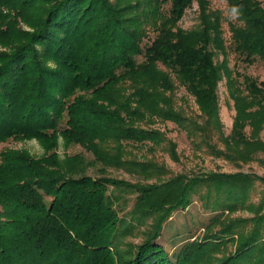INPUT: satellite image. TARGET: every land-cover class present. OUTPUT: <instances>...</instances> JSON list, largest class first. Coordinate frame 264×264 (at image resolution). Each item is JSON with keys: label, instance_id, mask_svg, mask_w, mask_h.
Returning <instances> with one entry per match:
<instances>
[{"label": "trees", "instance_id": "16d2710c", "mask_svg": "<svg viewBox=\"0 0 264 264\" xmlns=\"http://www.w3.org/2000/svg\"><path fill=\"white\" fill-rule=\"evenodd\" d=\"M195 1L199 25L184 29L179 21ZM225 1L244 11L243 25L228 21L229 38L227 18L209 0H0V146L35 138L45 148L40 157L0 148V264H264V175L167 177L164 163L129 151L165 147L179 161L177 143L148 126L160 120L228 161L264 154V80L236 68L264 65V4ZM222 80L236 110L230 134L220 117ZM177 86L195 98L196 117L176 106ZM60 137L92 159L61 157ZM126 194L136 195L129 219L120 216ZM195 194L213 216L201 237L169 256L158 240ZM238 210L252 215L234 217ZM141 226L140 243L123 240Z\"/></svg>", "mask_w": 264, "mask_h": 264}, {"label": "rangeland", "instance_id": "374dc122", "mask_svg": "<svg viewBox=\"0 0 264 264\" xmlns=\"http://www.w3.org/2000/svg\"><path fill=\"white\" fill-rule=\"evenodd\" d=\"M210 7L212 9L222 10L224 16L227 18V3L225 0H209ZM264 4V0H261ZM199 5L195 1L191 7H189L182 19L179 21V26L184 29H192L199 25ZM225 36L229 38L230 32L228 28V20L224 22ZM154 33L151 32L150 38L145 41L149 42L153 39ZM0 50H4L0 46ZM222 55L219 59L222 60ZM143 57H138L139 61H142ZM230 66L235 67L236 59L234 54L229 56ZM54 66V63L51 62ZM236 68L254 77L264 80V65L258 61L252 65H246L245 63L238 62ZM176 106L183 109L184 112L190 116L196 117L200 114V110L195 102V98L188 93L183 86H177L173 92ZM219 104H220V117L224 125V131L226 134H230L233 128L234 118L236 116V110L234 108V102L229 98L226 88L225 80H222L219 84ZM145 126L147 124H144ZM153 128H158L165 132L167 138L172 139L177 143V150L180 156L179 161H175L171 158L169 152L165 147H158L154 150H150L147 145L138 146L136 148L129 147V151L132 155L138 156L140 159H153L159 163H164L169 169L167 177L176 175L178 173L188 174H202L207 172H245L251 174L264 175V163L261 161L264 158L263 153H259L257 159L249 162H233L228 161L222 157H217L206 151V147L202 145L201 149H195L192 140L187 136L185 130L180 129L175 123L167 121L163 122L158 120L155 124L148 125ZM249 130V128H248ZM213 141L218 139V135L213 134ZM261 138L264 141V129L261 131ZM58 152L61 157L65 155H72L75 153H84L89 159H92L93 155L80 145H66L63 138H59ZM14 148L29 151L32 155L40 157L45 154V148L41 142L35 138L16 140L10 139L5 143H2L0 148ZM89 173L92 175H98L96 168L91 167ZM108 174L114 177L123 178L128 181H138L145 179L129 174L119 169H108ZM148 181V180H145ZM152 181V180H150ZM262 189L261 183L256 182V189L251 194V201L259 202L260 191ZM135 194H126L125 201L120 211V216L130 218V210L135 202ZM252 213L247 210H238L233 213V216H251ZM213 216V212L204 208L202 200L198 195H193L191 203L184 209H179L172 214V217L164 226L162 236L158 242L165 248L169 256H173L179 246L190 239L191 237H201L204 230L203 227L209 222ZM142 226L134 229L133 233L125 237V242L140 243L143 240ZM233 249V247L231 248Z\"/></svg>", "mask_w": 264, "mask_h": 264}, {"label": "clouds", "instance_id": "9594fccd", "mask_svg": "<svg viewBox=\"0 0 264 264\" xmlns=\"http://www.w3.org/2000/svg\"><path fill=\"white\" fill-rule=\"evenodd\" d=\"M243 5L242 4H231L227 7V20L231 23H236L243 25L245 21L243 20Z\"/></svg>", "mask_w": 264, "mask_h": 264}]
</instances>
